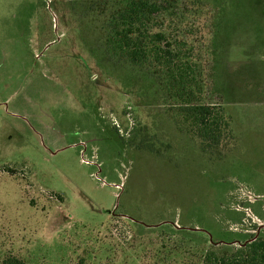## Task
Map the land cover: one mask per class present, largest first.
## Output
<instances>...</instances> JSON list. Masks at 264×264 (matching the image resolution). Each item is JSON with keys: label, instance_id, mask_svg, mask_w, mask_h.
I'll list each match as a JSON object with an SVG mask.
<instances>
[{"label": "rangeland", "instance_id": "obj_1", "mask_svg": "<svg viewBox=\"0 0 264 264\" xmlns=\"http://www.w3.org/2000/svg\"><path fill=\"white\" fill-rule=\"evenodd\" d=\"M114 7L0 0V264H204L264 237V0L159 16L203 58L193 102L231 117L206 152L177 90L105 54Z\"/></svg>", "mask_w": 264, "mask_h": 264}, {"label": "trees", "instance_id": "obj_2", "mask_svg": "<svg viewBox=\"0 0 264 264\" xmlns=\"http://www.w3.org/2000/svg\"><path fill=\"white\" fill-rule=\"evenodd\" d=\"M98 1L115 5L107 23L105 54L123 58L133 67L146 69L167 89L177 90L176 96L185 99V120L205 152L231 137V117L225 110L200 100L193 102L196 96L202 99L204 83L210 84L203 58L195 57L186 41L166 35L159 27V16L185 0ZM221 247L230 248V245ZM4 264L25 263L12 257ZM204 264H264V237H252L230 252L212 250L207 253Z\"/></svg>", "mask_w": 264, "mask_h": 264}]
</instances>
